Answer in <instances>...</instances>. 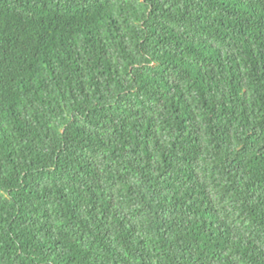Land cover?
I'll use <instances>...</instances> for the list:
<instances>
[{
	"label": "trees",
	"instance_id": "trees-1",
	"mask_svg": "<svg viewBox=\"0 0 264 264\" xmlns=\"http://www.w3.org/2000/svg\"><path fill=\"white\" fill-rule=\"evenodd\" d=\"M0 264H264V0H0Z\"/></svg>",
	"mask_w": 264,
	"mask_h": 264
}]
</instances>
